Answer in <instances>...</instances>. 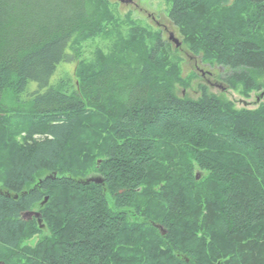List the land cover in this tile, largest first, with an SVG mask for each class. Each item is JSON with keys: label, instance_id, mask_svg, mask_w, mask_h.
Returning a JSON list of instances; mask_svg holds the SVG:
<instances>
[{"label": "trees", "instance_id": "16d2710c", "mask_svg": "<svg viewBox=\"0 0 264 264\" xmlns=\"http://www.w3.org/2000/svg\"><path fill=\"white\" fill-rule=\"evenodd\" d=\"M164 1L186 52L261 90L264 0ZM107 8L0 0V263L264 264V104L178 96L181 60L137 25L78 61Z\"/></svg>", "mask_w": 264, "mask_h": 264}, {"label": "rangeland", "instance_id": "374dc122", "mask_svg": "<svg viewBox=\"0 0 264 264\" xmlns=\"http://www.w3.org/2000/svg\"><path fill=\"white\" fill-rule=\"evenodd\" d=\"M97 2V0H91ZM108 6L107 12L112 17L110 25L104 23L102 27L106 28V33L97 35L91 39H85L78 43V61H84L87 64L96 60L98 54H108L112 48L120 46L129 38L130 25H137L140 28H146L149 31L158 30L163 35V40L168 42L172 49L173 58L180 59L179 68L181 78L186 81L187 86L176 85V94L180 97H187L196 100L200 96V86H204L208 93L218 96L226 102H231L235 109H257L259 105L264 104V76L257 78L262 84L260 91H252L245 96L242 88L236 89L230 86L222 79L224 70L220 67H210L202 64L200 60L193 57L182 43L178 31L172 27L167 19L168 3L164 0H105ZM106 12V11H105ZM106 13H104L105 15ZM107 14V15H108ZM101 16V15H100ZM103 16V14H102ZM110 50V51H109ZM75 66L60 65L55 72L54 79H60L64 74L74 75ZM75 80V78H74ZM68 157L70 155L68 154ZM5 160L0 158L1 165ZM99 163V161H98ZM45 204V203H44ZM38 212V211H32ZM25 218L30 219L28 216ZM43 234H47L46 228H41ZM38 240L33 237L28 244H35ZM2 264V263H0Z\"/></svg>", "mask_w": 264, "mask_h": 264}, {"label": "water", "instance_id": "95a60500", "mask_svg": "<svg viewBox=\"0 0 264 264\" xmlns=\"http://www.w3.org/2000/svg\"><path fill=\"white\" fill-rule=\"evenodd\" d=\"M196 179H199L198 177H196ZM101 179L99 177H96V176H91V177H88L85 181V184H90V183H95V184H99L101 183ZM6 196H8V194H5ZM47 202V198H44V201L42 202V205ZM28 216L29 218L31 217H35L37 220H38V225L40 226V228H43V225H40L41 223V219H40V213L38 212H27L26 214H24L23 217H26ZM162 233V232H161ZM164 234V233H162Z\"/></svg>", "mask_w": 264, "mask_h": 264}]
</instances>
